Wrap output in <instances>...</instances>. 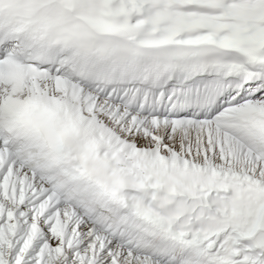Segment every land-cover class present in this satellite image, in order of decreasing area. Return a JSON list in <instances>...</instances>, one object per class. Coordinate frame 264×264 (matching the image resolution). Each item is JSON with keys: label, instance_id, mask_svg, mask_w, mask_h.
<instances>
[{"label": "snow or ice", "instance_id": "6c2138e0", "mask_svg": "<svg viewBox=\"0 0 264 264\" xmlns=\"http://www.w3.org/2000/svg\"><path fill=\"white\" fill-rule=\"evenodd\" d=\"M0 264H264V0H0Z\"/></svg>", "mask_w": 264, "mask_h": 264}]
</instances>
